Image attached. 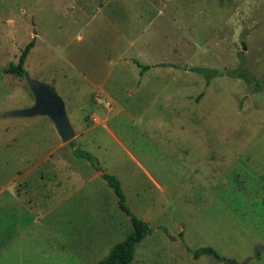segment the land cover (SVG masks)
Here are the masks:
<instances>
[{
    "label": "rangeland",
    "instance_id": "rangeland-1",
    "mask_svg": "<svg viewBox=\"0 0 264 264\" xmlns=\"http://www.w3.org/2000/svg\"><path fill=\"white\" fill-rule=\"evenodd\" d=\"M31 40L72 145L7 115L34 105L3 73ZM105 174L148 225L131 264H264V0H0V264L107 257L132 226Z\"/></svg>",
    "mask_w": 264,
    "mask_h": 264
},
{
    "label": "trees",
    "instance_id": "trees-1",
    "mask_svg": "<svg viewBox=\"0 0 264 264\" xmlns=\"http://www.w3.org/2000/svg\"><path fill=\"white\" fill-rule=\"evenodd\" d=\"M34 46H35L34 40H31L28 44H26L24 48L21 50L17 62L15 64L10 63L9 67L3 70V73L6 75L18 77L24 81V74H25L24 65ZM134 64H136V66L138 67H141L143 71L149 69L148 66H141L136 61H134ZM193 72L199 73L200 70L193 69ZM243 74L246 73L243 72ZM241 79H244L245 81H249V82H254L256 88L261 86L258 81H255L251 77L241 78ZM74 153L81 159L87 160L89 162H93V158L89 154H87L86 152L80 149L74 150ZM102 177L106 181L108 186L113 190V193L117 199L118 207L120 208V210H122L129 217L132 226V231L128 235H126V237L121 242L115 244L111 248L110 253L108 254L107 257H105L104 259L100 260L95 264H131L134 259L135 247L138 244H140L148 235V225L146 222L139 220L133 215H131L130 212L127 210L125 206V198L120 186V182L116 180L114 177H111L106 174L103 175ZM204 255L210 256L218 262H222V258L210 248H203L197 250L196 252H194L193 257L197 259L200 256H204Z\"/></svg>",
    "mask_w": 264,
    "mask_h": 264
},
{
    "label": "water",
    "instance_id": "water-1",
    "mask_svg": "<svg viewBox=\"0 0 264 264\" xmlns=\"http://www.w3.org/2000/svg\"><path fill=\"white\" fill-rule=\"evenodd\" d=\"M24 80L33 95L34 105L28 110L12 112L7 115L46 116L52 121L63 143H68L73 140L75 138V132L70 126L64 105L55 90L43 83L31 79L28 75H24Z\"/></svg>",
    "mask_w": 264,
    "mask_h": 264
},
{
    "label": "flooded vegetation",
    "instance_id": "flooded-vegetation-1",
    "mask_svg": "<svg viewBox=\"0 0 264 264\" xmlns=\"http://www.w3.org/2000/svg\"><path fill=\"white\" fill-rule=\"evenodd\" d=\"M70 142H72V141H70ZM70 142H69V143H70ZM65 144H66V143H65ZM73 147H74V146H73ZM73 150H75V148H74Z\"/></svg>",
    "mask_w": 264,
    "mask_h": 264
}]
</instances>
